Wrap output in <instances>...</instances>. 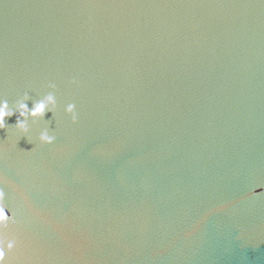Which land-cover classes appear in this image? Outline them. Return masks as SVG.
<instances>
[{
	"label": "water",
	"instance_id": "95a60500",
	"mask_svg": "<svg viewBox=\"0 0 264 264\" xmlns=\"http://www.w3.org/2000/svg\"><path fill=\"white\" fill-rule=\"evenodd\" d=\"M49 84L0 130L8 264H264V0H0V97Z\"/></svg>",
	"mask_w": 264,
	"mask_h": 264
},
{
	"label": "clouds",
	"instance_id": "9594fccd",
	"mask_svg": "<svg viewBox=\"0 0 264 264\" xmlns=\"http://www.w3.org/2000/svg\"><path fill=\"white\" fill-rule=\"evenodd\" d=\"M49 91L46 95L35 100L31 108L28 107V102L31 97L25 93L23 96L16 99L12 104L7 99L0 97V130L8 127L6 120L16 115L15 125L8 127L15 134L23 137H28L30 128L29 122L35 123L38 120H43L44 114L50 112L54 115L56 109V97L53 94L55 85L49 84ZM65 115L71 117L72 123L76 122L75 105L67 104L64 108ZM56 137L50 134L47 128L42 129L37 137L41 145H52ZM30 143V142H29ZM255 195H260L254 192ZM5 192L0 189V264H8L5 257L6 254H11L17 246V239L9 233V225H15L16 221L12 214L4 206Z\"/></svg>",
	"mask_w": 264,
	"mask_h": 264
}]
</instances>
